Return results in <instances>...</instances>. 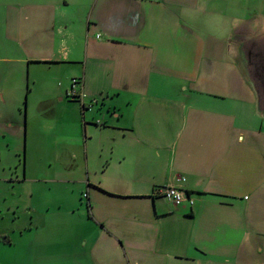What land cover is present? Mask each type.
I'll return each mask as SVG.
<instances>
[{"label":"crops","instance_id":"crops-1","mask_svg":"<svg viewBox=\"0 0 264 264\" xmlns=\"http://www.w3.org/2000/svg\"><path fill=\"white\" fill-rule=\"evenodd\" d=\"M2 237L0 264H264V0H0Z\"/></svg>","mask_w":264,"mask_h":264},{"label":"built area","instance_id":"built-area-1","mask_svg":"<svg viewBox=\"0 0 264 264\" xmlns=\"http://www.w3.org/2000/svg\"><path fill=\"white\" fill-rule=\"evenodd\" d=\"M76 82L77 81H75L74 83ZM159 190L162 191V193L166 197L172 199L176 204L181 203L185 199V197H188V194L185 190L173 185L165 186ZM191 203H193V201Z\"/></svg>","mask_w":264,"mask_h":264},{"label":"trees","instance_id":"trees-1","mask_svg":"<svg viewBox=\"0 0 264 264\" xmlns=\"http://www.w3.org/2000/svg\"><path fill=\"white\" fill-rule=\"evenodd\" d=\"M0 239L6 240V237H2V238H0Z\"/></svg>","mask_w":264,"mask_h":264}]
</instances>
